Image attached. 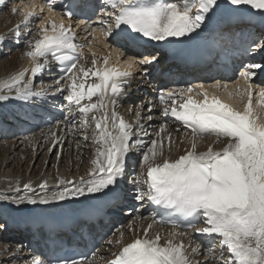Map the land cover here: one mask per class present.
<instances>
[{
  "label": "snow or ice",
  "instance_id": "snow-or-ice-1",
  "mask_svg": "<svg viewBox=\"0 0 264 264\" xmlns=\"http://www.w3.org/2000/svg\"><path fill=\"white\" fill-rule=\"evenodd\" d=\"M3 3L4 0H0V4ZM103 3L112 10H105V18L98 22L106 26V35H114L128 48L141 47L144 38L159 42L194 34L220 7L219 0H103ZM227 3L237 10L240 6H247L253 10L250 15L260 14L264 20V0H227ZM12 11L15 13L19 9L14 7ZM42 13L43 6L39 11L24 12L22 23L13 29L17 39L21 35L20 28L27 27L33 19H39ZM74 14L69 11L63 15L70 18ZM39 28L40 37L28 41L30 50L25 53L32 59L33 66L11 77L10 83L0 84V101L12 98L13 90L19 100L45 97L47 90H33L32 80L49 66L48 58L51 56L53 61L64 65V75L55 81V92L68 93L65 107L70 116L75 108L76 115L83 117L81 129L89 127L91 114L97 149L86 177L60 178L59 190L51 193L47 191L49 185L45 180L38 185L42 195L34 193L31 182L25 183L23 188L33 195L14 197L13 202L18 205L25 201L49 204L69 198L102 197L109 206L116 207L120 197L116 188L125 173L127 156L142 143L134 136V126L116 110L118 97L124 94L127 78L132 72L109 67L108 56L102 57L104 67L96 68L94 52L92 67L81 64L84 45L77 42L73 26L64 24L62 19L59 23L52 20L42 22ZM5 38L0 35V41ZM251 47L252 51H264V41H254ZM157 60L155 55L134 59L129 68L140 66L147 75L149 66ZM262 67L264 65L253 64L241 76L250 80L255 75L254 70ZM29 72L30 79L25 83V75ZM90 78H94L91 83L88 82ZM65 80L66 86H61ZM213 87L219 88L220 82L217 81ZM253 95V91H247L248 102L240 111L217 95L210 94L203 84L161 91L158 99L164 104L162 115H171L181 121L191 130L193 140L184 155L175 160L165 158L162 163L156 160L163 155L164 141L152 140L142 157L146 172L141 173V178L134 185L135 200L151 201L168 212L167 217L160 215L161 223L179 227V220L187 228L192 226L191 220H180V217H191L197 222L203 218L206 226L195 231L218 238V254L215 240L209 242L205 253L202 244L193 246L189 241L186 245L183 239H175L176 236H188L187 232L174 230L161 244L159 234L148 238V229H145L143 239L136 238L124 245L109 264H264V124L258 122L252 107ZM200 96L203 99H197ZM259 96L262 98L260 103L264 104V90L259 92ZM94 97L97 98L95 101ZM147 106L151 111L152 102L148 101ZM143 107V104L138 106ZM96 112L100 115H95ZM136 114L135 128L143 132L139 119L141 114L139 111ZM147 119L151 120L152 116ZM51 135L55 148L60 142L55 133ZM197 135H215L218 141L226 138L227 143L219 151L209 146L206 151L197 152ZM83 139H88L86 132ZM168 142L170 147V136ZM0 199L7 197L0 196ZM198 254L204 259H193ZM32 264H45V261L36 257ZM55 264H77V261L57 260Z\"/></svg>",
  "mask_w": 264,
  "mask_h": 264
},
{
  "label": "bare ground",
  "instance_id": "bare-ground-1",
  "mask_svg": "<svg viewBox=\"0 0 264 264\" xmlns=\"http://www.w3.org/2000/svg\"><path fill=\"white\" fill-rule=\"evenodd\" d=\"M222 2H224V4H228L227 0H222ZM11 3L13 4V7L10 9L12 11L14 6L17 5L18 0H12ZM27 10H30V9H27ZM27 10L22 8L21 6H19V11L15 14V16L13 18L14 21L9 22V24H6L5 27L3 26L2 19L0 17V33L2 31H5L6 29H8V27L12 26L14 23L21 24L23 21L24 12ZM0 12H2V10H0ZM12 13H13V11H12ZM35 20H41V17L39 19H33L32 21H30V23L27 25V27L22 26L21 29L30 30L31 26L33 25ZM62 20H63L64 24H66V25L69 24L68 20H66L65 18H63ZM54 21L60 22L61 19H58V20L55 19ZM82 21H84V20H82ZM80 24H82V23L80 22ZM84 27L85 28L90 27L89 31H92L94 29V26L92 25V23H90ZM106 31L107 30L103 29V28L98 29L95 32L96 33L95 39H93L92 36H88V38H87V40L93 42V45H94L92 47V52L96 53V59H97V64L95 65L96 68H103L104 67L103 62H102L103 56L109 57L108 51L103 47V45L105 44ZM28 32H30V31H28ZM39 37H40V28L37 30V32L35 33L34 36L33 35L30 36V34H29L25 39H23V42L27 44L26 49L27 48L30 49V45L28 44L29 40L34 41L35 39H38ZM0 51H1V49H0ZM130 54H132L131 51H130ZM253 56H256V55L253 54ZM92 58H93L92 55H88L86 57L83 56V58L81 59V64H83L85 67H92V65H91ZM111 61H112V59H110L108 61V64ZM41 62H43L42 58H41ZM252 63L259 64L260 62L253 61ZM32 66H33V61L30 57H28L25 54V52H22V53L16 52L14 54V56H12L11 60L5 62L3 67L2 66L0 67V84H3L5 82L10 83L11 77L15 76L16 74H18L19 72H21L25 69H31ZM49 66H50V63H49ZM129 69L131 71L134 70V68H129ZM50 73L51 74H48L47 77H45L43 79L40 76L36 77V79L32 80V86H36L38 88L42 87L43 86L42 83L44 81H47L50 85L55 86V81L59 80V78L57 76V71L52 69L50 71ZM30 76H31L30 72L26 73L25 79H24L25 83L28 82V80L30 79ZM93 79L94 78H90L88 82H92ZM128 79L129 80L132 79V81H133V84L129 87V91L134 90V92H135L136 89L140 90L143 87V85L145 84L144 82H145L146 78H144V74H141L139 76H137V75L130 76V77H128ZM217 81L220 82L221 91H222V88H224V90H223L224 94L225 95L227 94V96H230L231 97L230 101H232V103H234L235 105L240 106L241 103L238 102L240 100H236L233 96L229 95L228 91L232 87H236V86H240V85L244 86L245 92H244V95H242V96H244L243 103L248 102L247 91L251 90V91H253V93L257 92L258 102H257V104H253V102H252V106H253V108H256V110L257 109L261 110L262 104L260 103V101L262 98L259 96V92L261 90H264V79L263 78L255 79L254 82H251L250 80H245L243 77L242 78L241 77L236 78L232 74V75H230V77L215 75V77L201 80V82H204L205 84H207V87H209V89H213L212 86L214 84H216ZM66 84H67V80H65L61 86H66ZM225 85H226V87H225ZM19 87H22V85H19ZM13 93H14V90H13ZM54 94H55V96L53 95V97H49V98L45 96L43 98H36L37 100H35V99L29 100L31 102L27 101L26 103H23L24 104L23 108L17 107V106H19V104L21 103L22 100L16 99L14 94L12 95V98H10L7 101H0V103H1V105H0V139H3V140H0V148H1V150H0V196L7 197V199H0V232H1V229L5 225H7L6 221H1V215H3L4 213H8L10 211H13V212H16L17 216H20L25 210H27V209L31 210V209L36 208L37 206H40V205L45 206V207H50L52 209L67 208L68 205H70V200L72 198H69L68 200H65V201H58V202L54 201V202H51L49 204H41L39 202L36 204H30V203H27L25 201L24 203H21L18 205V204L13 202L14 197L33 195V192H27L23 188V184L31 182L34 193L37 195H42L43 193L39 189L38 185L41 182L46 180V181H48V185H49V188L47 189V191L49 193L58 191L59 190L58 181L60 178H64L66 180H71L73 178L78 179L79 177H82V176L86 177L87 173L91 167V160L93 158H95L96 151L95 152L93 151L94 153L89 154L90 155L89 158H85V157L87 156V153H90V152H88L87 148L88 149L91 148V149L96 150L97 144L94 142L91 146L89 144L90 142L88 140L85 141L84 139H82V140L78 141L79 138H77V139L73 140V142H75V143L79 142V145L84 146V148L82 147L83 148L82 150H83V153L86 154V156L83 157V159H82L83 160V164H82L83 166H81V167H79V163L81 161V155L80 156L78 155L72 166H71V164H68V163L65 166L62 164L57 166L56 161H54L53 166L50 169H47V171H46L48 173V175L45 174L46 176H43L42 173H43L44 167H40L41 171L40 170L38 172L34 171L35 168L30 169V167H31L30 160L32 161V158L26 159L24 157V160L22 159L23 155L25 153L29 152V147L31 148V150H33V151H30L31 154L34 155V153H35L34 148L37 146L38 147L37 153H38V151L41 150L40 149L41 144L44 141L46 142V140L49 141L48 145H47L48 149L46 151V154L48 152H50L51 148H53L51 146L53 143V136L51 135V133H55V134L57 133V131H56L57 126L55 124L52 125V127H48L46 125V123L49 120H51L53 117H56V119L61 120L60 123L64 127V129L62 130V131H64L63 136H61V137L63 139L62 142L66 146L65 151L70 152L69 150L71 149V146H69L71 143L72 137H73V131L71 130V128L75 127V129L77 130V134L79 135V133H81L82 137H83V134L85 133V130L80 128V122L77 121V119H76L80 116L76 115L77 110L75 108L72 110L71 116L67 113L68 119H66V117L62 118L59 115H57L56 113H54V107L52 105H58V107L60 109H62L67 104V102L63 101V99L60 98L61 93L55 92ZM141 95H142L141 99H143L142 104L144 105V107L141 110L142 120L140 121V123L143 126V129H144L143 131H145L147 129L146 135H148L147 138L149 139V141L157 139L156 138L157 137L156 134L158 133L156 130L157 128L162 127L165 130L167 128H169V132L166 134V136H168L170 132L173 133L172 138H171L172 139L171 143H172V145H175V149H173L171 152H166L167 143L165 145H163L164 154H163V156H159L157 158L156 162L162 163L163 159H165L166 156H167V159H170V160L178 159L181 155L185 154L186 150H188L190 148L192 140H193V134L191 132H189L188 130H185L182 127H180L177 123H175L173 121L169 122L165 116L157 113V111L160 108L163 109V107H164V104H162L159 101L157 94L155 95V94H152V93L142 89ZM56 97L59 99L58 100L59 103L57 101H55L57 99ZM132 98H133V96H131V99ZM253 98L254 97H252V100H253ZM118 100H119V97H118ZM34 101L36 102V104H34ZM133 101H135V98ZM148 101L152 102V110L151 111L148 110V106H147ZM2 105H3V107H2ZM123 105H124V107H129V104H127V103L123 104ZM51 106H52V108H50ZM120 110H117V111L124 118V120H126L128 115L125 117V114L122 113V111H120ZM130 113H133V110L130 111ZM148 116H153V117L151 120H148L147 119ZM154 116H155V118H154ZM259 118H261V117H259ZM19 119H20L21 123L19 122L20 124L19 123L17 124V129L14 127L13 128L12 127L7 128L8 124L16 123V121H19ZM131 119H132V121L133 120L137 121L136 116H135V118L131 117ZM143 121L146 122L144 125L142 123ZM263 121H264V117H263V119L258 120V122L261 124L263 123ZM89 123H90V128L94 132V125L91 122L90 117H89ZM136 131H140V129L134 128V134L135 135H136ZM164 134H165V132H164ZM151 136H153V137L151 138ZM56 137L58 138V135H56ZM136 139L141 140V138H138V137ZM195 141L197 144V150H196L197 152L206 151L208 146H212L214 150L219 151L227 143L226 138L225 139H219V141H218L217 137H208V138L202 137L201 138V137L196 136ZM180 143L182 144V146L185 144L187 148L186 149L177 148V146ZM28 144H29V147H28ZM185 145L183 147H185ZM64 155H65V153H64ZM143 155L144 154H142V156ZM43 160L44 159H42L41 162H42V165L45 166V162H43ZM25 164H26V168L24 167ZM23 167H24V169H23ZM66 168H67V171L65 173L64 171ZM21 170L23 172L21 175L22 179L19 181L17 179L18 178L17 176ZM130 170H131V172H130ZM51 171H53V173L51 176H49V173ZM143 172H146V166H144V165L140 166L138 168H130V167L127 168L126 167L125 173H124L123 177L121 178V182H124L125 184L128 185L129 184V183H127V181L129 180L128 177L132 176L133 181H131L130 184L135 185L136 182L141 178V173H143ZM134 185L132 187H130V189H132V192H131L132 196H130L128 198L126 193L122 194L120 196V200H122L124 202V204H126V207H129L130 205H134L133 201L137 202V200L134 199ZM125 192H127V190ZM127 194H128V192H127ZM77 198L81 199L80 197H77ZM88 198H90V197H88ZM76 201H80V200H76ZM144 203H145L144 206L143 207L141 206L139 211L136 213V216H133L132 218H130V222L128 224H126V221H127L126 218H123V220H124L123 223H120L118 225L117 224L118 221H121L122 219L117 220L116 218L111 217V218H108V222L103 223V225H101L99 227V230L97 232H95L93 235L95 236V239H96V250H97L96 254L94 256H96V255L101 256L100 261L96 262V263L92 262L94 260V257H93L92 260H89L88 262L86 261V264H109V262L115 257V255H117L119 248L122 244L130 241L138 233H140L141 236L145 235V233H144L145 229H147V225L149 224L150 221H152V224H151V228L148 229L147 236L148 237H154L156 234L160 233V236L162 238L160 241L161 244H163L170 237V234L174 230L177 232H180L177 229L169 230L167 228L160 229L158 231L155 230V223H154L153 218L151 216V212L147 209L148 203L146 200H144ZM119 204H121V202ZM23 216H25V214ZM22 226H23V224L18 225V227L11 226V228H9L6 233H4V237H6V238L0 240V264H29L36 257H40V258L44 259L45 264H46V260L48 259V255L41 254V252H44L42 247H41L42 242H39V241L37 242V241L33 240V237L31 236V232H30V229L32 228L31 226H27L26 228H24ZM131 227L133 228V230H131ZM93 231H95V230L93 229ZM107 231H112V232L116 231V236L113 238H109V240H106L108 237L105 234V232H107ZM123 231H126L125 236H122V234H121V232H123ZM187 233L189 234L188 236H184V237L176 236L175 239L177 241L183 239V241L186 245L189 243V241L192 242L193 246H195L196 244H202L204 246V252L207 253L208 244L210 242V239H209L210 237H206L204 240H202V238H199V233H197L195 231H190ZM9 235H11V236H9ZM101 237L103 238V240L101 241V243H98L97 240H98V238H101ZM26 238H27V241H26V243H24V240ZM218 242H219V240H218ZM106 243H108V245H109L108 247L104 246ZM111 243H114V246H112ZM215 248H216V251L218 254L219 248H217V247H215ZM225 256H227V251H225ZM193 259L199 261V260H203L204 257L202 255L198 254V255L194 256ZM81 264H85V263H81Z\"/></svg>",
  "mask_w": 264,
  "mask_h": 264
},
{
  "label": "rangeland",
  "instance_id": "rangeland-1",
  "mask_svg": "<svg viewBox=\"0 0 264 264\" xmlns=\"http://www.w3.org/2000/svg\"><path fill=\"white\" fill-rule=\"evenodd\" d=\"M12 2V0H4V3L3 4H0V10H2V12H0V17H1V19H2V23H3V26L5 27V25L6 24H9V22H12V21H14L13 20V18H14V16H15V14L18 12H13L12 13V11L10 10L12 7H13V4L11 3ZM14 7H16V8H18L19 9V7H17V5H15ZM20 23V22H19ZM18 23H14L12 26H10V27H8V29H6L5 31H2L1 33H0V35H3L4 37H6L4 40H2V41H0V49H1V51H0V67L2 66H4V64H5V62H7V61H9V60H11L12 59V56H14V54L16 53V52H27V51H29L30 49L29 48H27L26 49V47H27V44L26 43H24L23 42V39H25L29 34H30V36H34L35 35V33L37 32V30L39 29V22H37L36 20L34 21V23H33V25L31 26V29L30 30H26V29H21L20 28V33H21V35L19 36V39H17V34L13 31V29H14V27L17 25ZM36 27V28H35ZM25 30V31H24ZM28 31H30V32H28ZM22 40V41H21ZM3 42V43H2ZM41 74V75H40ZM141 74H143V73H141ZM140 73H138V74H136L137 76H139V75H141ZM47 75H48V73H46V75H45V72L44 71H42V73H38V74H36V76H35V78L34 79H36V77H38V76H40L42 79L43 78H45V77H47ZM33 79V80H34ZM135 83V82H134ZM43 86L42 87H36V86H32L33 87V90H39V89H41V88H45L46 90H47V95H46V97H50V96H48V95H51V93H53V92H55L54 91V89H55V86L53 87V86H51L47 81H44L43 83ZM36 87V88H35ZM142 87V86H141ZM53 88V89H52ZM144 88H146V89H148V91H151L152 93H154V90H153V88L151 87V86H144ZM140 89V88H139ZM139 92H140V94H139ZM141 92H142V88L138 91V92H133L134 94H132L131 96H133V98L131 99V96H128L129 97V99H130V103H128V101H127V104H129V107H124V105L123 104H126V103H122V101H121V99H120V97H119V102H118V104L116 105V110H120L121 108H118V106L119 105H122V111L125 109V117L127 116V118L129 119V123H132L133 122V124L132 125H135V122H137L136 120H133L132 121V119H131V117H134L135 118V116L137 117V111H139L140 112V117H139V119H140V121L142 120V112H141V110H142V108H138V106L139 105H141L142 104V102H143V99H141ZM244 92H245V89H244V86L243 85H240V86H236V87H232L229 91H228V93H231V96H233L236 100H240V101H238V102H241L242 100H244L243 98H244V96H242V95H244ZM227 93V92H226ZM14 94V93H13ZM65 97H66V95H64V99H65ZM134 98H135V101H133L134 100ZM45 99V98H44ZM124 101H125V99L124 98H122ZM35 100H37V99H35ZM35 102V101H34ZM131 106V107H130ZM133 106V107H132ZM118 108V109H117ZM127 108L129 109H131L130 111H132L133 110V113H128L127 114ZM137 108V109H136ZM121 111V110H120ZM122 113H124V111L122 112ZM157 113H159V114H162V110H161V108L157 111ZM69 114V113H68ZM127 114V115H126ZM79 116V115H78ZM153 117V116H152ZM138 118V117H137ZM154 118H155V116H154ZM77 119V121H79V122H81L82 121V119H83V117H78V118H76ZM131 119V120H130ZM127 120V119H126ZM138 120V119H137ZM144 122V121H143ZM19 123V121H16V123H12V124H8V126H7V128L8 127H14V128H16L17 129V124ZM145 123V122H144ZM89 127H90V123H89ZM135 128V127H134ZM163 128H157L156 130H158V133H159V136H160V140L162 139L163 140V136H164V129L162 130ZM40 130V129H39ZM71 130L73 131V137H72V140H71V143H70V145L69 146H71V149L69 150L70 152H68V151H65V149H66V146L64 145V143L62 142L63 141V139H62V137L61 136H63V132L64 131H62V128H61V126L60 125H58L57 126V129H56V131H57V133H56V135H58V140H59V145L57 146V147H55V148H51L52 150L50 151V152H48L47 154H46V151H47V149H48V147H47V145H48V140H46V142L44 141L42 144H41V147H40V151H38V153H37V146L34 148V150H35V153H34V155H32L31 154V152L30 151H33V150H31V148L29 147V144H28V147H29V152H27V153H25L24 155H23V157H22V159L24 160V157L26 158V159H31L32 158V161L30 160V165H31V167H30V169H32V168H35L34 169V171H41V168L40 167H44L43 168V173H42V175L43 176H46V175H48V173L46 172L47 171V169H50L52 166H53V162L54 161H56V163H57V166H59L60 164H62V165H67V163L68 164H71V166L73 165V163H74V161L76 160V158H77V156L79 155H81V161H80V163H79V167H81V166H83L82 164H83V157H85L86 156V154H84L83 153V148H84V146H81V145H79V142L78 143H75V142H73V140H75V139H77V138H79V140L78 141H80V140H82L83 139V137L81 136V133H79V135L77 134V130L75 129V127H73V128H71ZM84 130H86L85 132L87 133V135H88V141L90 142L89 144L92 146V144L94 143V140H93V130L91 129V128H86V129H84ZM144 130V129H143ZM147 130V129H146ZM146 130L145 131H143V132H146ZM141 131H136V138L139 136L140 138H141V135H139V133H140ZM142 133V132H141ZM147 133V132H146ZM9 137V136H8ZM90 137V138H89ZM138 137V138H139ZM0 140H3V139H0ZM84 145V144H83ZM146 145V148L142 151V154H144L145 152H147L148 151V149H149V147L151 146V143H146L145 144ZM52 147H53V143H52V145H51ZM83 147V148H82ZM179 147H182V145L181 144H179L178 146H177V148H179ZM209 147V146H208ZM167 151H169V152H171L173 149H175V145H173V147H172V144H171V146L169 147V142H168V146H167ZM0 150H1V148H0ZM82 150V151H81ZM87 150H88V152H90V153H87V156L85 157V158H89L90 157V155L89 154H92V153H94L96 150H94V149H88L87 148ZM80 151V152H79ZM94 151V152H93ZM138 152H141L140 150H138ZM164 152V151H163ZM64 153H65V155H64ZM67 153V154H66ZM132 153H135L133 150H132ZM69 154V155H68ZM34 156V157H33ZM163 156V155H162ZM59 157V158H58ZM134 159H136L134 162H131V165H130V163H129V165L127 166V168L128 167H130V168H138V167H140V166H143V164H142V155H139V154H136L135 156H132ZM42 159H44L43 160V162H45V166H43L42 165ZM67 160V161H66ZM136 164V165H135ZM138 164V165H137ZM42 165V166H41ZM24 167L26 168V164L24 165ZM24 167H23V169H24ZM37 168V169H36ZM66 171H67V168L65 169V173H66ZM31 172V171H30ZM130 172H131V170H130ZM22 170L19 172V174H18V180L20 181L21 179H22V177H21V175H22ZM52 173H53V171H51L50 173H49V176H51L52 175ZM46 174V175H45ZM38 177V176H37ZM128 179V178H127ZM129 181H132V176H130L129 177V180H128V182ZM130 191V192H129ZM132 189H130V187H129V190H128V194H127V196H128V198L130 197V196H132ZM139 202V203H138ZM143 202V203H142ZM133 204L134 205H131V207L132 208H130L129 209V214L131 215L130 217H124V218H126V220H130V218H132L133 216H136V213L139 211V209L141 208V206L143 207L144 206V201H133ZM134 206V207H133ZM130 207V206H129ZM128 207V208H129ZM129 218V219H128ZM130 222V221H129ZM131 230H133V228L131 229ZM121 233H123L122 234V236H125V233H126V231H123V232H121ZM110 236V237H109ZM116 236V231L114 232V233H112V231H111V235H107V239L106 240H109V238H113V237H115ZM25 242L24 243H26V241H27V238L24 240ZM114 245V243L112 244V246ZM105 247H108L109 245H108V243H106L105 245H104ZM99 257V260L98 261H95V263L96 262H99L100 261V257L101 256H98ZM95 260V259H94ZM93 260V261H94ZM92 261V262H93Z\"/></svg>",
  "mask_w": 264,
  "mask_h": 264
}]
</instances>
